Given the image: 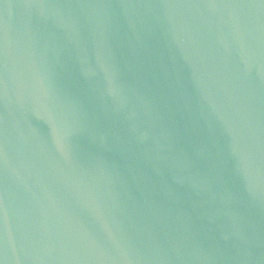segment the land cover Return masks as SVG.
<instances>
[{
  "label": "water",
  "instance_id": "1",
  "mask_svg": "<svg viewBox=\"0 0 264 264\" xmlns=\"http://www.w3.org/2000/svg\"><path fill=\"white\" fill-rule=\"evenodd\" d=\"M0 264H264V0H0Z\"/></svg>",
  "mask_w": 264,
  "mask_h": 264
}]
</instances>
